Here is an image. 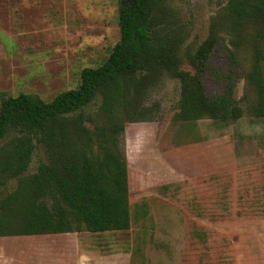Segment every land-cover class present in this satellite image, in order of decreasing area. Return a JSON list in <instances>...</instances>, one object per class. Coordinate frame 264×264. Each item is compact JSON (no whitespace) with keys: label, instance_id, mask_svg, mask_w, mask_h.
<instances>
[{"label":"rangeland","instance_id":"rangeland-1","mask_svg":"<svg viewBox=\"0 0 264 264\" xmlns=\"http://www.w3.org/2000/svg\"><path fill=\"white\" fill-rule=\"evenodd\" d=\"M224 3L169 0L186 30L183 47L207 36ZM218 35L204 93H221L230 71L242 105L241 67ZM118 36L117 0H0V94L49 101L76 86L81 68L100 64ZM177 100V81L163 77L143 100L150 118L124 125L127 229L52 236L42 252L27 236L0 237V264H264V116L179 121ZM36 163L33 152L27 171Z\"/></svg>","mask_w":264,"mask_h":264},{"label":"trees","instance_id":"trees-1","mask_svg":"<svg viewBox=\"0 0 264 264\" xmlns=\"http://www.w3.org/2000/svg\"><path fill=\"white\" fill-rule=\"evenodd\" d=\"M117 27L106 58L81 68L75 87L49 101L0 94V236L127 229L121 134L125 123L150 118L143 100L163 77L178 83L175 120L264 116V0H225L193 50L182 45L186 30L169 0H117ZM219 31L230 45L227 60L242 70V105L230 71L221 93H204L201 74Z\"/></svg>","mask_w":264,"mask_h":264},{"label":"crops","instance_id":"crops-1","mask_svg":"<svg viewBox=\"0 0 264 264\" xmlns=\"http://www.w3.org/2000/svg\"><path fill=\"white\" fill-rule=\"evenodd\" d=\"M81 232H68V233H53V234H32V235H15V236H0V237H16V236H27L29 240V244L33 245L32 249L40 250L41 252L44 250L42 244L46 243L48 240H51L52 236H61L66 234H74ZM90 233V232H89ZM38 245V246H35Z\"/></svg>","mask_w":264,"mask_h":264}]
</instances>
